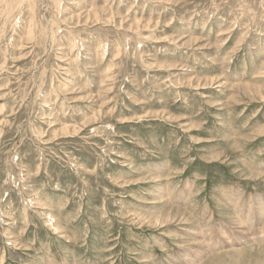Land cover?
Returning a JSON list of instances; mask_svg holds the SVG:
<instances>
[{
    "label": "rangeland",
    "instance_id": "rangeland-1",
    "mask_svg": "<svg viewBox=\"0 0 264 264\" xmlns=\"http://www.w3.org/2000/svg\"><path fill=\"white\" fill-rule=\"evenodd\" d=\"M0 264H264V0H0Z\"/></svg>",
    "mask_w": 264,
    "mask_h": 264
}]
</instances>
